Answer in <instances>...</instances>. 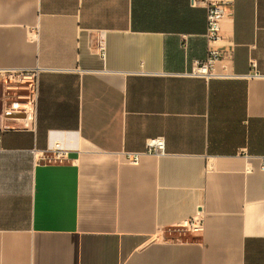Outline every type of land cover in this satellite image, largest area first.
<instances>
[{
	"label": "crops",
	"instance_id": "obj_1",
	"mask_svg": "<svg viewBox=\"0 0 264 264\" xmlns=\"http://www.w3.org/2000/svg\"><path fill=\"white\" fill-rule=\"evenodd\" d=\"M206 30L191 0H0V264H264V0H229L210 79ZM8 69L38 73L34 123Z\"/></svg>",
	"mask_w": 264,
	"mask_h": 264
},
{
	"label": "built area",
	"instance_id": "obj_2",
	"mask_svg": "<svg viewBox=\"0 0 264 264\" xmlns=\"http://www.w3.org/2000/svg\"><path fill=\"white\" fill-rule=\"evenodd\" d=\"M194 6H203L206 9L207 30L206 37L209 43L206 57L195 59L188 75L210 79L218 76V62L223 58L224 51L220 46L224 40L222 23L227 13L229 0H191ZM98 47L104 53L105 45L99 41ZM255 67L256 63L253 62ZM4 97L9 103V112L23 114L28 123L36 119L37 99L39 92L38 73L35 70L8 69L1 73ZM257 75V74H255ZM165 148L163 137L150 138L147 141L145 153H161ZM140 152H128L127 160L130 163L140 162ZM42 159L47 161H63L67 158L66 149L60 143L46 152H42ZM205 230V221L201 216L185 218L165 229L161 233L162 239L182 238L187 234H200Z\"/></svg>",
	"mask_w": 264,
	"mask_h": 264
}]
</instances>
